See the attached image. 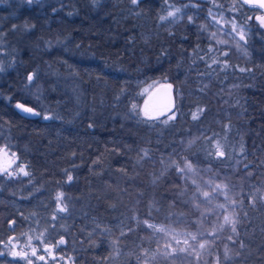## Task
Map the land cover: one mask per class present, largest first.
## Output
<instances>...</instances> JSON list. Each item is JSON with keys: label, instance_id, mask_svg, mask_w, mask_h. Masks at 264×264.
I'll return each mask as SVG.
<instances>
[{"label": "trees", "instance_id": "trees-1", "mask_svg": "<svg viewBox=\"0 0 264 264\" xmlns=\"http://www.w3.org/2000/svg\"><path fill=\"white\" fill-rule=\"evenodd\" d=\"M213 6L228 45L209 38ZM260 14L238 0H0V146L30 174L0 173V264H28L4 250L9 236L38 245L63 237L55 252L73 264H264ZM232 22L246 42L229 35ZM213 60L229 67L209 68ZM159 82L172 90L167 124L168 113L149 119L139 109ZM17 101L39 115L19 113ZM222 134L230 145L216 142L218 158L211 142ZM181 160L226 187L218 202L202 198L203 179L177 173ZM145 221L196 239L171 243Z\"/></svg>", "mask_w": 264, "mask_h": 264}, {"label": "rangeland", "instance_id": "rangeland-1", "mask_svg": "<svg viewBox=\"0 0 264 264\" xmlns=\"http://www.w3.org/2000/svg\"><path fill=\"white\" fill-rule=\"evenodd\" d=\"M213 16L215 17V20H213V18H212ZM258 16H264V14L256 15L254 17V19L256 20V22L260 26L259 21H257V19H256V17H258ZM209 17H210L209 23L211 26L210 29L208 30L209 38L212 36L213 33H216L215 39H212V40L215 43H216V40L225 41L226 44L228 45L227 31H226V20L223 18L224 17L223 11L218 9V8H215L213 6L212 13ZM216 21H219L220 24L217 25ZM231 24H232V29H233V22ZM261 28L264 29V27H261ZM221 29H223V30H221ZM238 29H239V27H238ZM238 29L235 32H233V30H231L232 32H229V35L233 34V36L237 40H239V36L236 35V33L241 32V30L238 31ZM151 88L152 87L145 88V90H144L145 94H144V97H143V99L139 105L140 112L143 115H145V112H147L148 116H154V115L161 114V113H168L172 109L173 102H170V104L168 106H165V107H159V108L154 107L153 105L150 104L148 97H147ZM216 142L219 143L220 145L229 146L230 145V138H229L228 134H222V136L217 137L216 140L212 141L211 143L212 144L214 143L213 144V147H214L213 151L214 152L217 151V147H216L217 143ZM206 144H208V143H205V148L209 149V144H208V146ZM219 150L222 151V147H220ZM13 154H15L13 151H10L9 149L5 148L4 146H0V169L8 168L9 171L17 172L20 167L25 168L24 163L17 162L16 155H13ZM187 164H189L188 161L181 160L180 163L178 165H176V168L177 167L186 168ZM9 165H11L10 168H9ZM25 170H26V168H25ZM0 173H3V171H0ZM19 175H23V174H19ZM186 176L189 177L190 179L194 180V181L199 179V178L203 179L206 182V184H209V188H205L203 193L208 192L210 194L209 199L212 200L213 202L219 201L216 197V195H218L219 192H216V193L213 192V188H215L216 185H219V183H213L210 185L209 180L204 179V177L200 173H198V171L193 166H192V171L187 172ZM197 182H199V180ZM58 193H60V191L56 192V197H57ZM202 198H204L203 194H202ZM62 206H63V204H62ZM55 208L57 210V199H56V207ZM150 224L154 225L155 229L156 228L164 229V231H162V232H165L167 234V239L171 243L176 244V243L180 242L183 246H188L189 244L192 243V240H193L192 236H194V231H191V232L186 231V230L179 231L177 229L170 228L168 226L160 225V224L153 223V222H151ZM10 237H12V236H9L7 238V245L8 246L5 247V249H4L5 251H7L8 254L11 253L12 251H16V252L23 251V252H26L28 254L29 259L35 258V259L39 260L38 259L39 256H44L45 260H40V261L49 260V261H52L53 264H73L71 257L63 256V255L57 254L55 252L56 242L59 241L61 239V237L56 240L55 244H42V245H38L37 243L32 242L28 238L24 239V240H18V239H15L13 237H12L13 239H12L11 243L9 244L8 242H9ZM185 240L188 241L187 244L184 243ZM46 248L50 251L51 255H49V252L46 251ZM33 249L36 250L35 256L31 255ZM9 256H11V255L9 254ZM51 257H55V259H52ZM27 262H28V260H27Z\"/></svg>", "mask_w": 264, "mask_h": 264}, {"label": "snow or ice", "instance_id": "snow-or-ice-1", "mask_svg": "<svg viewBox=\"0 0 264 264\" xmlns=\"http://www.w3.org/2000/svg\"><path fill=\"white\" fill-rule=\"evenodd\" d=\"M34 0H27V3L31 4L33 3ZM92 2L95 4L97 2V0H92ZM132 2L135 4L137 2V0H132ZM242 2L244 4H250L252 2H254V0H242ZM259 2V7L260 8H264V0H258ZM234 10H235V6H234ZM53 11H55V9H53ZM181 11V9L179 8H175L173 11H169L168 14H167V17L166 16H161L160 19L161 21H164L166 20L168 17H173L175 18V16ZM211 15V13H210ZM213 20H215V17L213 16L212 17ZM251 19V18H249ZM257 21H259L260 23V26L261 27H264V16H258L256 17ZM192 21V17H189V22ZM217 25L220 24L219 21H216ZM16 26L13 25V28H15ZM203 27V26H202ZM236 27L237 25L235 24V22H233V32L236 31ZM223 30V29H221ZM236 35L239 36V40L241 41H245L246 42V39H245V33L243 31L239 32V33H236ZM216 37V33H213L212 36L210 37V40L211 39H215ZM59 42V41H58ZM216 43L217 44H221V43H226L225 41H220V40H216ZM214 51V48L210 45V47L208 48L207 50V53H211ZM207 53L205 54V56L203 57H200V59H206L207 57ZM228 55V53H222V56L226 57ZM213 65H217V66H220L222 67L223 69H226L229 67V65L227 64V62L225 61L223 65H219V62L218 60H213L212 64H209L208 67L211 68ZM4 68H3V64L2 62H0V71H3ZM241 71H245V69H241ZM27 81L29 84H31L34 79H35V73H28L27 75ZM16 108L18 110H20L22 113L24 114H31V115H39L38 112L35 111V109L31 108V107H26L24 104L22 103H17L16 104ZM136 106L133 105V110H135ZM204 110L203 109H199L197 112H193L192 113V118L193 120H196L199 118V113L203 112ZM160 115H163V114H157L156 116H149L148 118L149 119H159L160 118ZM145 116H148V113L145 112ZM53 117H50L48 115H45L44 116V119H51ZM176 118V111H175V108L173 107L169 112H168V115H167V119L164 120V123L167 124L169 121L171 120H174ZM89 127H92V125L90 124ZM217 151H216V156L219 158V157H223L224 156V152L223 151H220L219 148H220V145L217 144ZM15 155V154H13ZM145 155H147V153H145ZM14 163V162H13ZM11 167V165H9V168ZM0 171H3V173L5 175H7L9 178H11L12 176H15V175H19V174H23L24 176H29V172L25 170L24 167H20L19 170L17 172H12V171H9L8 168H5V169H0ZM192 171V165L189 163L186 165V168H179L177 167V173L178 174H186L187 172H191ZM73 179V177L69 174L68 177H67V180L68 182H71ZM220 191H225L226 192V187H222L221 185H216L215 188H213V192L216 193V192H220ZM203 196L205 199H209L210 198V194L208 192H204L203 193ZM62 198H63V193H58L57 194V210L58 212H65L67 211V208L65 206H62ZM225 199H227V196H225ZM218 207L220 208H224L225 206L224 205H218ZM232 207H235V204L232 205ZM56 213L53 214V217H52V220L55 221L56 220ZM224 221L225 223H231L233 225V231H235V220L233 219H230L229 216H225L224 217ZM14 222L13 221H10L9 224H10V227L11 225L13 224ZM145 224L147 225V227L149 228H154L155 226L152 225V224H149L147 221H145ZM223 226V225H222ZM160 231H164V229H159ZM44 234L41 233V236H43ZM211 235V233H210ZM12 237L9 238V244L11 243L12 241ZM192 239L195 240L196 237L195 236H192ZM229 239H231V237H229ZM66 241L63 239V237H61V239L59 241L56 242V247H59V245H62V244H65ZM185 244L188 243L187 240L184 241ZM8 245L6 244L5 247H7ZM201 247H203V245H201ZM46 251L49 252V255H51L50 251L46 248ZM12 257H20L21 259H26L28 260V264H32V261L31 259H29L28 257V254L26 252H16V251H12L11 253H9ZM0 255H3V253H0ZM32 256H35L36 255V250L33 249L32 250V253H31ZM52 259H55V257H51ZM39 260H45V257L44 256H39L38 257Z\"/></svg>", "mask_w": 264, "mask_h": 264}, {"label": "water", "instance_id": "water-1", "mask_svg": "<svg viewBox=\"0 0 264 264\" xmlns=\"http://www.w3.org/2000/svg\"><path fill=\"white\" fill-rule=\"evenodd\" d=\"M240 2V4H243L244 6L248 7V8H256L258 9L262 14H264V8H260L259 7V2L258 0H254V2L250 3V4H244L242 2V0H238ZM148 100L150 102L151 105H153L154 107H165L168 106L170 104V102H172V90H171V86L169 85V83L167 82H159L157 84H155L149 91L148 93ZM17 103H22L20 101L15 102V108H16V104ZM24 104V103H22ZM26 107H31L27 104H24ZM32 108V107H31ZM16 110L26 116H31V114H24L22 113L20 110H18L16 108Z\"/></svg>", "mask_w": 264, "mask_h": 264}]
</instances>
